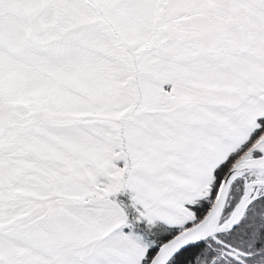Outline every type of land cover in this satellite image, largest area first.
Wrapping results in <instances>:
<instances>
[{"label":"snow or ice","instance_id":"6c2138e0","mask_svg":"<svg viewBox=\"0 0 264 264\" xmlns=\"http://www.w3.org/2000/svg\"><path fill=\"white\" fill-rule=\"evenodd\" d=\"M0 264H264V0H0Z\"/></svg>","mask_w":264,"mask_h":264}]
</instances>
